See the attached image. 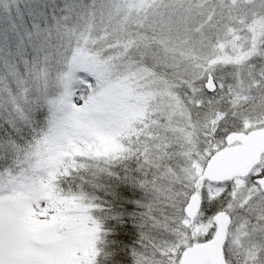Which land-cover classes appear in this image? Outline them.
Masks as SVG:
<instances>
[{"label": "snow or ice", "instance_id": "1", "mask_svg": "<svg viewBox=\"0 0 264 264\" xmlns=\"http://www.w3.org/2000/svg\"><path fill=\"white\" fill-rule=\"evenodd\" d=\"M90 169L103 264H264V0H0V264H98Z\"/></svg>", "mask_w": 264, "mask_h": 264}, {"label": "trees", "instance_id": "2", "mask_svg": "<svg viewBox=\"0 0 264 264\" xmlns=\"http://www.w3.org/2000/svg\"><path fill=\"white\" fill-rule=\"evenodd\" d=\"M81 175L85 177L83 181H78L81 188L89 197L94 198V203L99 205L98 209L93 210V215L101 220L102 226L103 243L98 245L102 252L97 258L98 264H101L104 253L110 252L117 245L126 246L128 249L136 245L138 232L131 214L138 211L134 201L140 198V194L133 195V192L138 193L137 189L127 184L114 183L115 177L108 176L104 172L90 169ZM121 189H127L123 203L114 197V194ZM113 217H117L118 220Z\"/></svg>", "mask_w": 264, "mask_h": 264}, {"label": "rangeland", "instance_id": "3", "mask_svg": "<svg viewBox=\"0 0 264 264\" xmlns=\"http://www.w3.org/2000/svg\"><path fill=\"white\" fill-rule=\"evenodd\" d=\"M84 178H85V177H83V179H84ZM103 261H104V259H103ZM103 261H102V262L100 261V262H101V264H103Z\"/></svg>", "mask_w": 264, "mask_h": 264}]
</instances>
